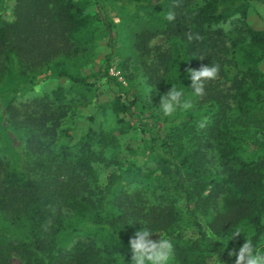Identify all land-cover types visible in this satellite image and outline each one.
<instances>
[{
  "label": "trees",
  "instance_id": "16d2710c",
  "mask_svg": "<svg viewBox=\"0 0 264 264\" xmlns=\"http://www.w3.org/2000/svg\"><path fill=\"white\" fill-rule=\"evenodd\" d=\"M255 2L264 5L0 0V97H10L0 111V264H13V254L20 264H130L128 240L144 224L157 232L151 239L172 240L170 264H210L214 255L235 264L228 252L248 234L264 248V26L248 23ZM119 26L127 50L141 60L144 81L160 95L180 79L191 94L186 70L219 65L191 109L164 116L165 135L151 146L159 158L148 170L137 168L134 191L121 187L116 171L101 181L98 166L111 164L107 153L117 144L112 134L91 124L79 148L56 143L63 121L98 100L96 77L115 86L110 107L117 120L136 126L144 82L132 73L124 85L109 73ZM104 30L110 51L98 71L84 75ZM159 35L166 46L150 44ZM43 78L69 85L18 96ZM81 222L84 228L74 225ZM237 227L245 232L227 243Z\"/></svg>",
  "mask_w": 264,
  "mask_h": 264
},
{
  "label": "rangeland",
  "instance_id": "374dc122",
  "mask_svg": "<svg viewBox=\"0 0 264 264\" xmlns=\"http://www.w3.org/2000/svg\"><path fill=\"white\" fill-rule=\"evenodd\" d=\"M120 2V1H118ZM13 2H10V7L7 12V18H12ZM117 12H113L110 16L113 23L118 24L120 17L117 16ZM248 23L254 28H262L264 26V5L255 2V6L250 10L248 15ZM126 33L122 26H119V36L115 41V50L112 54L111 66L109 73L127 85L125 81V75H131L137 73L139 81L144 82L142 91L137 94L138 96V108L144 109L140 113L139 118L136 121L135 127H127L125 123H120L116 116L112 113L110 107V101L117 95L115 86L108 83L106 79L96 77L93 79L97 86L99 98L96 103L87 107L78 109V113L74 119H65L62 126L58 129L56 136V143H65L70 145L79 144L84 139L88 127L92 124L98 131H102L103 134L110 133L117 140L116 147L111 149L107 153V159L113 160L109 166L99 165L98 170L101 176L102 183L106 182L107 176L116 171L122 175L120 181L121 187L127 191H134L139 187V183L136 181L137 168L141 170H148L156 164L159 154L151 150V146L155 145V139L157 137L163 138L165 135V126L162 123L164 118L162 112L159 109L161 93L154 88L147 86L144 81L143 66L140 63L141 60H135L133 54L127 50V41L125 40ZM108 34L101 31L99 33V46L96 50L94 62L82 70L84 75L98 71L100 65L104 61V56L110 51L108 46ZM151 45L166 46V40L163 35L154 37L151 40ZM131 57L126 64L124 70L120 67V63ZM127 60V61H128ZM264 69V64H263ZM69 82L61 78H43L35 86L32 91L20 90L18 96H23V100L32 98L36 95H41L47 90L56 88L58 86L67 87ZM28 90V89H26ZM131 91H135L131 88ZM9 96L0 97V111L3 105L9 100ZM191 111L184 114L189 115ZM150 113H156L160 116V120L156 121L149 118ZM180 114V115H184ZM63 130H67L71 139L65 137ZM44 140L45 137L41 136ZM79 144L74 149L79 148ZM180 202L182 200H179ZM76 227L84 228L85 222L75 223ZM90 229V228H89ZM156 237H158V234ZM219 260V261H218ZM214 260L212 258L210 264H230L226 260L219 259ZM13 264H20V259L17 254H13L11 257Z\"/></svg>",
  "mask_w": 264,
  "mask_h": 264
},
{
  "label": "clouds",
  "instance_id": "9594fccd",
  "mask_svg": "<svg viewBox=\"0 0 264 264\" xmlns=\"http://www.w3.org/2000/svg\"><path fill=\"white\" fill-rule=\"evenodd\" d=\"M168 20L174 19V13L167 14ZM219 72V65H203L199 69L188 68L185 76L190 79L191 94L186 95L185 87L181 83L171 85L170 89L160 97L159 109L163 116L172 117L178 110H189L193 107V97L204 94V83L206 80L214 79ZM130 222L129 224H132ZM141 225V223H140ZM245 232L243 227H237L231 236L227 238V243L235 236ZM157 233L155 229L146 224L136 230L128 240L131 252L130 264H170L173 255L174 245L167 236L159 235L158 239H151V235ZM213 240L220 238L213 233H209ZM244 242L238 248L233 247L229 252V258L235 256V264H264V248L254 243L251 235L243 237ZM224 251V249H223ZM218 260V255L213 256ZM219 261V260H218Z\"/></svg>",
  "mask_w": 264,
  "mask_h": 264
}]
</instances>
